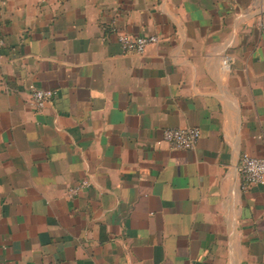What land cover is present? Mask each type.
Returning a JSON list of instances; mask_svg holds the SVG:
<instances>
[{"label":"crops","instance_id":"0c3cea01","mask_svg":"<svg viewBox=\"0 0 264 264\" xmlns=\"http://www.w3.org/2000/svg\"><path fill=\"white\" fill-rule=\"evenodd\" d=\"M263 11L0 0V264H264V185L239 179L264 158ZM115 19L159 43L124 53ZM31 85L54 93L42 112ZM187 127L193 151L164 141Z\"/></svg>","mask_w":264,"mask_h":264},{"label":"built area","instance_id":"2783aa9c","mask_svg":"<svg viewBox=\"0 0 264 264\" xmlns=\"http://www.w3.org/2000/svg\"><path fill=\"white\" fill-rule=\"evenodd\" d=\"M256 28L264 33V11L256 19ZM118 40L121 50L126 54L144 55L148 48L159 43V37L134 36L123 32L117 19L113 20L110 27ZM5 47V41L0 37V56ZM30 105L36 112H42L53 99L54 93L50 90L40 89L34 85L30 88ZM201 138V130L196 127L166 128L163 132L164 141L177 151H193ZM239 179L242 191H248L256 186L264 185V158H255L248 154L241 157L239 165ZM89 186L88 181H82L71 187L68 191L70 198L77 196Z\"/></svg>","mask_w":264,"mask_h":264}]
</instances>
